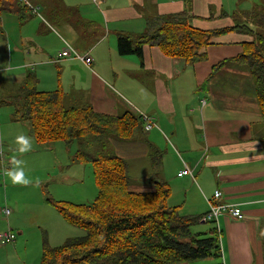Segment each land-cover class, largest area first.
<instances>
[{"label": "crops", "instance_id": "1", "mask_svg": "<svg viewBox=\"0 0 264 264\" xmlns=\"http://www.w3.org/2000/svg\"><path fill=\"white\" fill-rule=\"evenodd\" d=\"M68 1L70 4L66 0H28L33 8H22L19 17L0 15V47L6 45L7 61H14L19 72L17 77L6 73L9 65L0 67V97L27 74L36 77L40 67L53 64L59 66V87L68 101L90 103L103 114L116 116L131 111L150 116L155 125L143 133L144 138L111 141L114 152L126 161L128 189L153 190L150 153L156 148L162 158L154 174L170 186L169 206L178 207L185 215L204 216L207 200H213L237 204L243 212L242 219L219 214L220 258L179 264H264L263 129L253 79L246 66L234 61H228L208 78L213 65L238 55L242 43L250 42L252 36L237 29L216 36L205 49L206 58L194 63L167 57L158 47L149 45L143 47L142 59L119 55L116 44L119 35L143 33L148 19L184 10L192 17L190 23L203 30L247 24L251 21L248 13L255 5L264 11V0ZM71 4L79 8L75 7V15L70 18L51 11L58 6L73 7ZM6 15L16 16L19 30L38 18L39 22L32 25L37 33L50 32L63 45L88 53L92 58L90 67L76 59H59L58 54L48 59L47 47L33 33L24 35L19 31L18 37L10 39L9 30L2 27ZM103 54L109 61H100ZM38 85L37 79L39 91H51ZM186 167L192 170V176H179L178 172ZM141 172H147L144 179H135ZM174 185L178 196L173 195ZM215 190L222 193L219 199H213ZM204 223L200 221L199 225ZM10 224L20 237L11 243L0 242V264H9L11 254L17 255V247L23 248L24 259L15 263L32 264L35 260L28 262L21 222L11 220ZM34 230L40 233L35 226ZM45 235L43 231L42 241ZM67 238L72 237L64 240Z\"/></svg>", "mask_w": 264, "mask_h": 264}, {"label": "trees", "instance_id": "2", "mask_svg": "<svg viewBox=\"0 0 264 264\" xmlns=\"http://www.w3.org/2000/svg\"><path fill=\"white\" fill-rule=\"evenodd\" d=\"M22 8L33 7L28 1L0 0V15L19 17ZM58 9L54 7L51 11L68 17L67 12ZM191 18L185 10L154 16L146 21L143 33L119 35L117 52L142 59L143 47L149 45L158 47L167 57L194 63L206 58L205 49L214 37L235 29L250 34L252 40L242 43V51L213 65L208 78L228 61L248 68L260 110L264 148L263 9L255 13L250 23L212 30L194 27ZM36 84L35 75L27 74L19 85L1 96L0 103L11 105L14 121L30 126L36 143L75 144L73 161L91 164L97 188L96 197L90 203L46 198L68 224L81 229L83 234L67 238L55 247L43 239L39 264H179L221 257L216 227L207 232L192 231L203 216L185 215L178 207L167 204L170 186L154 174L161 164L162 152L152 148L150 153L153 190L132 192L128 189L126 161L114 152L111 141L144 138L146 132L139 114L98 113L87 102L69 100L67 103L66 93L60 87L39 91Z\"/></svg>", "mask_w": 264, "mask_h": 264}, {"label": "rangeland", "instance_id": "3", "mask_svg": "<svg viewBox=\"0 0 264 264\" xmlns=\"http://www.w3.org/2000/svg\"><path fill=\"white\" fill-rule=\"evenodd\" d=\"M72 1L77 2L78 0ZM66 2L68 3L70 1L66 0ZM70 6L73 7H58L60 8L59 10L67 12L68 17H72L75 15L73 10L75 7L79 8V6L75 4H71ZM83 6H85L84 3ZM258 10L259 8L255 5L249 11L248 16H251L250 20L253 19L252 16ZM62 16L65 17L64 15ZM3 21L4 24L2 27L3 29L9 30L10 39L18 37L19 31L24 35L33 33L35 38L41 39L43 46L47 47L46 54L50 60L51 58L55 59L57 54L64 48L63 43L56 36L50 34V32L41 34L34 30L32 25L35 26L39 22L38 18L29 22L30 24L23 25L22 28L20 27L21 30H19V23L16 16L6 15L3 17ZM252 26L254 25L252 24ZM262 29L264 30V27ZM7 55V47L3 44L0 47V67L7 68L6 66L9 65L6 73L18 74L19 72L15 68L16 63L14 61H7ZM104 55L103 57L99 56L100 61H109V58L104 57ZM75 61L79 60L76 59ZM21 72L23 73L24 70H21ZM3 75L4 73L1 74V77ZM16 76L18 77L19 74ZM36 77L38 79L39 89L54 91L60 86L59 66L57 68L53 64L44 65L37 70ZM66 102L68 103L69 101L66 99ZM12 112L11 105L0 103V150L5 159V164L1 165L0 163V229H11L16 238H19L20 236L17 235V231L11 228L10 222L11 220H17L18 223L21 222L24 232L22 237L24 240H27L26 252L28 253V262L35 260L32 264H39L42 252L43 231L46 232L45 237L51 247L62 244L66 236L77 237L83 234V231L81 232L79 228L76 229L65 223L55 207L46 201V198L75 204L90 203L96 197L97 188L91 164H79L76 162L71 164L77 148L75 144L66 145L64 142H55L49 145H40L36 143L32 137L29 125L11 120ZM20 135L29 137L31 142L30 151L22 154L17 151L19 145L16 143V137ZM169 148L172 150V147ZM12 157L23 161L21 166L24 168L25 177L30 180L29 184L13 185L4 175L5 170L12 167ZM7 160H10V165L6 164L8 163ZM144 170L145 168L141 167V171ZM146 173H138L135 179H144ZM178 192L179 190L174 185L173 195L178 196ZM2 208H8L10 210L7 218L1 213ZM34 226L40 233L34 230ZM213 226L214 224L212 222H205L201 225L198 224L192 231L207 232ZM16 252L17 255L13 257L11 254L9 257V264H16V261H22L24 259L22 247H17ZM2 262L3 259L0 256V263Z\"/></svg>", "mask_w": 264, "mask_h": 264}, {"label": "built area", "instance_id": "4", "mask_svg": "<svg viewBox=\"0 0 264 264\" xmlns=\"http://www.w3.org/2000/svg\"><path fill=\"white\" fill-rule=\"evenodd\" d=\"M27 3L25 0H20ZM58 58H72L77 59L80 62H82L84 65L90 67L92 63V58L88 53H80L76 51L70 44L65 43L64 48L58 53ZM202 104H204V100L201 101ZM141 117V121L143 124V130L145 132H148L155 123L153 122L152 118L144 113H139ZM10 165V160H7ZM0 163L5 164V159L2 151L0 150ZM178 175H191L192 176V170L189 168H184L181 171L178 172ZM222 196V193L220 190H215L213 193V199H219ZM208 204V210L203 216L202 220L205 222H212L214 224V227L218 230V216L219 214H226L234 219H242L243 218V212L240 209V207L237 204H231V203H214L210 200H207ZM1 213L7 218V216L10 214V210L8 208H2ZM15 234L11 231V229L4 230L0 232V242L3 243H11L15 240Z\"/></svg>", "mask_w": 264, "mask_h": 264}, {"label": "clouds", "instance_id": "5", "mask_svg": "<svg viewBox=\"0 0 264 264\" xmlns=\"http://www.w3.org/2000/svg\"><path fill=\"white\" fill-rule=\"evenodd\" d=\"M16 143L19 145L17 151L19 153H26L31 149L30 138L25 135H20L16 137ZM23 164L22 160L12 157V167L5 170L4 175L13 185L22 184L27 185L30 180L25 177L24 168L21 166ZM264 235V233H262Z\"/></svg>", "mask_w": 264, "mask_h": 264}, {"label": "water", "instance_id": "6", "mask_svg": "<svg viewBox=\"0 0 264 264\" xmlns=\"http://www.w3.org/2000/svg\"><path fill=\"white\" fill-rule=\"evenodd\" d=\"M201 222H204V220H201Z\"/></svg>", "mask_w": 264, "mask_h": 264}]
</instances>
